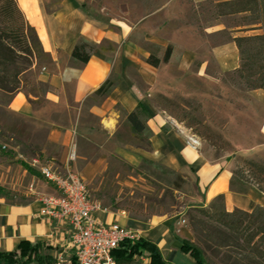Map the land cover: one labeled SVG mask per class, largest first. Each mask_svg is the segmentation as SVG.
Listing matches in <instances>:
<instances>
[{"label":"rangeland","instance_id":"rangeland-1","mask_svg":"<svg viewBox=\"0 0 264 264\" xmlns=\"http://www.w3.org/2000/svg\"><path fill=\"white\" fill-rule=\"evenodd\" d=\"M222 1L79 0L75 5L95 29V41H80L91 46L90 52L100 51L110 60L117 55L123 59L128 53L135 54L139 65L150 54L161 60L166 46L172 45L167 62L153 66L146 78H135L143 101L147 100L176 128L180 126L188 135H194L205 159L227 162L232 167L231 189L243 191L251 185L256 187L245 160L264 162V146L259 145L264 136L258 131L263 108L249 96L245 77L233 70H219L212 49L233 44L235 36L255 35L261 30L256 23H249L247 13H226L223 6L217 5ZM60 2L43 0L44 10L53 11ZM96 30H100L98 35ZM185 52L191 54L187 64L183 62ZM35 55L34 61L41 64L48 60L40 49ZM258 68V64L244 66L242 74L246 76ZM123 69L131 70L125 65ZM257 77L256 74L251 79ZM23 84L27 91L44 94L50 90L47 84L29 76L24 77ZM6 100L0 96V103ZM44 112L43 119L51 117L49 107ZM89 123L98 126L94 119ZM92 138L81 141V157L71 158L69 150L68 160L63 163L57 156L47 154L43 126L0 106V195L23 201L41 198L55 189L42 177L39 166L51 164L59 173L70 168L82 174L89 195L102 207L125 211L128 217L141 222L150 217L169 218L179 235L193 240L214 260L202 242L204 234L194 230L188 218L193 207L210 203L202 205L196 177L144 155H140L138 163L130 164L114 152L117 142L132 145L138 153L139 149L150 152L145 131L132 134L121 125L116 136L99 133ZM50 151L55 153L52 148ZM45 252L40 246L31 256L14 252L0 264H50L52 260ZM144 257L145 252L135 253L132 259ZM118 260L117 257L116 264Z\"/></svg>","mask_w":264,"mask_h":264},{"label":"crops","instance_id":"crops-1","mask_svg":"<svg viewBox=\"0 0 264 264\" xmlns=\"http://www.w3.org/2000/svg\"><path fill=\"white\" fill-rule=\"evenodd\" d=\"M78 1L61 0L55 10L46 12L43 0H17L26 21L35 28L42 52L48 60L41 64L36 59L29 69L21 73V87L15 93L0 91V96L7 99L0 106L7 112L32 119L43 126L46 130L47 154L52 158L57 156L63 163L68 160L69 150L75 153L74 159L81 157L79 146L84 139L91 140L99 133L116 136L121 125L129 133L136 132L127 120V115L134 111L144 125L143 131L147 133L151 151L144 153L138 148V153L133 151L136 148L132 145L117 142L114 152L127 162L136 164L140 155H144L173 170L185 174L191 172L196 177L197 187L202 194V205L222 193L227 211H233L236 207L245 211L256 206L264 208L262 190L253 185L247 187L245 192L231 189L232 167L225 161L205 159L197 148L187 142L188 133L184 129L180 126L176 128L160 111L151 107L147 100L143 101L135 78L138 75L146 78L152 65L146 61L138 65L136 55L131 53L123 59L121 55H117L110 60L100 51L90 52L92 54L85 63L72 56L71 50L75 44L82 40L95 41V29L76 7L75 3ZM99 31L96 30L97 35ZM102 33L106 34L104 31ZM212 54L222 72L239 67V51L234 42L213 47ZM190 55L185 52L183 62L187 64ZM123 65L126 68L129 66L131 70L126 71ZM201 70L199 68V72ZM26 76L47 84L50 90L44 94L27 91L23 84ZM145 80L150 82L149 79ZM101 85H104V90L97 93L96 90ZM248 93L263 108L258 131L264 136V89H252ZM48 107L52 115L43 119L42 115ZM91 119L98 126L90 124ZM259 145L264 146V142ZM40 206V198L23 201L0 195L1 253L17 252L21 242L26 240L32 245L39 243L40 249L46 251L51 262L60 253L66 256L70 254L67 249L69 226L64 221L42 217L38 211ZM106 209L96 211L99 221L117 222L135 228L140 237L156 245L168 264H198L193 256L180 249V239H190L179 235L169 218L150 217L146 222H141L128 217L125 211L116 212L108 207ZM145 261V257L143 260L135 258L128 262L122 258L117 264Z\"/></svg>","mask_w":264,"mask_h":264},{"label":"trees","instance_id":"trees-1","mask_svg":"<svg viewBox=\"0 0 264 264\" xmlns=\"http://www.w3.org/2000/svg\"><path fill=\"white\" fill-rule=\"evenodd\" d=\"M226 13H247L249 23H256L261 30L255 35H241L232 38L239 51V67L234 73L246 78L248 89H264V0H224L218 2ZM256 26V27H257ZM42 51L35 28L26 21L20 11L17 0H0V91L8 94L15 93L21 87L20 74L32 65L37 50ZM91 46L86 42L74 45L71 54L74 58L85 63L90 57ZM172 45H167L160 60L150 54L146 62L157 67L160 61L167 62L172 53ZM256 71H250L246 76L242 74L244 66H256ZM257 74V79L251 77ZM104 85L96 90L101 93ZM127 120L132 124L136 133H142L144 125L137 114L131 111ZM251 181L257 189L264 192V162L246 159ZM233 173L242 174L240 171ZM178 186V185H177ZM246 190L240 191L245 192ZM190 225L194 230L199 229L204 238L202 240L206 250L214 258L207 255V251L193 240L180 239V249L194 257L198 264H264V208L256 206L252 210L234 208L227 211L222 193L214 197L208 206H195L189 213ZM39 243L32 245L22 241L17 252L23 255H35ZM16 252V251H15ZM146 253V261L137 264H168L161 256L156 245L143 237L135 240L116 251L120 260L131 261L135 253ZM1 253L0 260H5L8 254ZM41 258V257H40ZM216 259V261H215Z\"/></svg>","mask_w":264,"mask_h":264},{"label":"built area","instance_id":"built-area-1","mask_svg":"<svg viewBox=\"0 0 264 264\" xmlns=\"http://www.w3.org/2000/svg\"><path fill=\"white\" fill-rule=\"evenodd\" d=\"M187 142L194 148L199 146L194 135H188ZM70 157L74 158L75 153ZM38 169L55 189L40 198L38 211L46 219L64 221L69 226L70 254L60 253L50 264H116V251L140 238L135 228L97 219L96 211L107 209L91 198L86 182L77 171L67 168L59 173L48 163Z\"/></svg>","mask_w":264,"mask_h":264}]
</instances>
